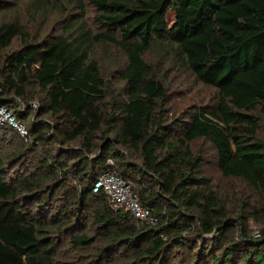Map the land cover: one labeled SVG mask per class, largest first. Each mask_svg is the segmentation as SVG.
<instances>
[{
	"label": "trees",
	"instance_id": "trees-1",
	"mask_svg": "<svg viewBox=\"0 0 264 264\" xmlns=\"http://www.w3.org/2000/svg\"><path fill=\"white\" fill-rule=\"evenodd\" d=\"M181 75L209 108L172 111ZM0 103L29 132L0 125V264H264V0H0ZM107 170L156 224L93 192Z\"/></svg>",
	"mask_w": 264,
	"mask_h": 264
},
{
	"label": "rangeland",
	"instance_id": "rangeland-1",
	"mask_svg": "<svg viewBox=\"0 0 264 264\" xmlns=\"http://www.w3.org/2000/svg\"><path fill=\"white\" fill-rule=\"evenodd\" d=\"M22 11L21 14V19L25 23V25H28V29L31 32H35L36 29L39 27L38 23L36 21H30L29 18L25 15L24 8L20 9ZM60 18V15L58 14H53L50 19H49V24H47V27L45 29V32L43 33L42 37H46L47 34H53L57 33L58 29L60 28V23L56 24V27L51 30L53 27V24L55 21H58ZM167 18L172 23L173 18H174V13L172 10H169L167 12ZM59 22V21H58ZM51 34V35H52ZM53 37V35H52ZM106 56L105 63H103V70L106 75H109L111 70L116 68V76H119V68L123 66L125 63V54L118 49L116 46L113 45H107L106 51L103 50V52ZM146 59L150 61H158L159 57L157 54L149 53L145 56ZM162 73V72H161ZM162 76V74H161ZM187 76L181 75L180 77H174L172 78V83H173V97L171 101V109L173 112H177L178 114L181 113L183 110L187 108H191L192 104H196L198 106H204L206 108H209V106L212 105V96H213V90L210 88H207L205 86L199 85L197 83H193L191 81H188L189 79H185ZM113 80V79H112ZM118 78L115 79L114 86H118ZM119 84V83H118ZM30 106L33 109H37L39 107V103L37 100H33L30 102ZM204 148L207 150L208 154L210 155V162L207 165V170L213 176L214 178L218 179L219 172L217 170L215 161H213V156H212V148L208 144L204 145ZM225 183V182H224ZM253 231L256 232L257 227H253ZM81 264V263H80Z\"/></svg>",
	"mask_w": 264,
	"mask_h": 264
},
{
	"label": "built area",
	"instance_id": "built-area-1",
	"mask_svg": "<svg viewBox=\"0 0 264 264\" xmlns=\"http://www.w3.org/2000/svg\"><path fill=\"white\" fill-rule=\"evenodd\" d=\"M9 125L14 128L21 138L27 140L29 132L26 124L17 118L12 109L0 103V125ZM109 163H112L109 160ZM132 180L123 175L107 170L100 174L93 185V192H103L109 204L116 210H127L137 219L156 224L158 218L149 207L145 206L139 194L134 190Z\"/></svg>",
	"mask_w": 264,
	"mask_h": 264
}]
</instances>
